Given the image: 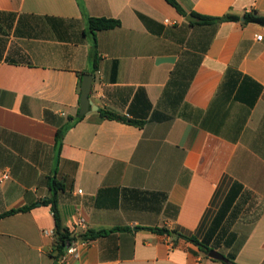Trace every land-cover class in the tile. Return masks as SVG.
Wrapping results in <instances>:
<instances>
[{
  "label": "crops",
  "instance_id": "obj_1",
  "mask_svg": "<svg viewBox=\"0 0 264 264\" xmlns=\"http://www.w3.org/2000/svg\"><path fill=\"white\" fill-rule=\"evenodd\" d=\"M176 1L186 15L166 0H0V215L29 207L0 219V264H224L175 233L264 264V26L242 21L264 0ZM90 18L120 26L94 36ZM86 74L98 110L79 118ZM52 180L66 228L119 229L55 259Z\"/></svg>",
  "mask_w": 264,
  "mask_h": 264
},
{
  "label": "trees",
  "instance_id": "obj_2",
  "mask_svg": "<svg viewBox=\"0 0 264 264\" xmlns=\"http://www.w3.org/2000/svg\"><path fill=\"white\" fill-rule=\"evenodd\" d=\"M171 6H173L180 14L186 15L185 11L181 8L180 4L176 0H166ZM194 16L199 18V22L197 24L201 25H212L216 23H221V22H231V21H239L240 17L237 15H232V14H226L222 17H208V16H203L199 15L197 13H193ZM244 23H256L264 26V17L257 15L256 13H246L244 14ZM89 29L90 31L94 34L98 31H104V30H112L115 28H118L120 26V21L116 19H108V18H90L89 21ZM93 59H94V66L95 68L97 67V57H96V52H93ZM99 114L102 118L108 119V120H116L120 122H124L127 124L131 125H136L138 127H142L145 123L144 120H137V119H129L125 116L118 115L116 113L107 111V110H99ZM83 116H79V118H82ZM69 126H66L64 128H59L56 133V145L55 147L57 150H60V147L62 146V141L64 138L65 133L67 132ZM49 186L52 190V195L42 201V204L44 206H49L51 211L53 212L54 215V220H55V230H54V237H55V243H54V248H53V256L55 259L60 260L62 255L64 254V250L66 245L72 240L71 234L68 230L63 225V221L60 215V211L58 208V192L60 190H63L64 188L62 185L57 181V180H52L49 182ZM29 210V207L17 209V210H11L8 212H5L0 215V219L13 215L19 212H25ZM119 228L115 229H110V230H91L87 229L83 233H81L82 238L86 239H95L97 237L105 236L110 232H113L115 230H118ZM152 231H155L160 234H168L170 235L171 232L168 231L165 228H153L150 229ZM176 236L183 238L193 244H195L200 251H202L205 255H208L210 249L207 243L203 241H199L195 237H186L184 235H181L179 233H175ZM224 264H238L234 262L233 258L229 257L228 258V263Z\"/></svg>",
  "mask_w": 264,
  "mask_h": 264
},
{
  "label": "water",
  "instance_id": "obj_3",
  "mask_svg": "<svg viewBox=\"0 0 264 264\" xmlns=\"http://www.w3.org/2000/svg\"><path fill=\"white\" fill-rule=\"evenodd\" d=\"M186 20L189 22H196L198 21V18L193 15H188ZM243 20L244 18H242V21ZM92 82H93V75L86 74L83 76L81 83V94H80V110H79L80 116L89 113L90 110H95V111L98 110L96 106H93L92 102L89 99ZM208 257L212 260L228 263V259L224 255L213 249L209 251Z\"/></svg>",
  "mask_w": 264,
  "mask_h": 264
},
{
  "label": "built area",
  "instance_id": "obj_4",
  "mask_svg": "<svg viewBox=\"0 0 264 264\" xmlns=\"http://www.w3.org/2000/svg\"><path fill=\"white\" fill-rule=\"evenodd\" d=\"M262 36H257V40H262ZM4 178H8V175L5 173ZM79 193H82V190L78 191ZM72 240L66 245L65 247V254L67 255H73L76 258H79L81 255V250L83 248H86L89 244L90 239L82 238L80 235L84 231L87 230V226L84 219H79L76 225H74L73 228L68 229ZM46 235H53L51 232H45Z\"/></svg>",
  "mask_w": 264,
  "mask_h": 264
},
{
  "label": "rangeland",
  "instance_id": "obj_5",
  "mask_svg": "<svg viewBox=\"0 0 264 264\" xmlns=\"http://www.w3.org/2000/svg\"><path fill=\"white\" fill-rule=\"evenodd\" d=\"M206 256H208V255H206ZM220 263V262H219Z\"/></svg>",
  "mask_w": 264,
  "mask_h": 264
}]
</instances>
